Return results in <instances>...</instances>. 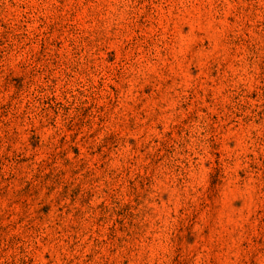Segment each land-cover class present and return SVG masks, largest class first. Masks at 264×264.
<instances>
[{
	"label": "rangeland",
	"instance_id": "1",
	"mask_svg": "<svg viewBox=\"0 0 264 264\" xmlns=\"http://www.w3.org/2000/svg\"><path fill=\"white\" fill-rule=\"evenodd\" d=\"M0 264H264V0H0Z\"/></svg>",
	"mask_w": 264,
	"mask_h": 264
}]
</instances>
